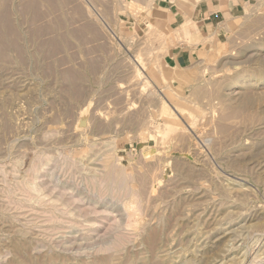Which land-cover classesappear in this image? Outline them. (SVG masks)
Segmentation results:
<instances>
[{"label":"rangeland","instance_id":"1","mask_svg":"<svg viewBox=\"0 0 264 264\" xmlns=\"http://www.w3.org/2000/svg\"><path fill=\"white\" fill-rule=\"evenodd\" d=\"M180 1L0 0V264H264V0Z\"/></svg>","mask_w":264,"mask_h":264},{"label":"crops","instance_id":"2","mask_svg":"<svg viewBox=\"0 0 264 264\" xmlns=\"http://www.w3.org/2000/svg\"><path fill=\"white\" fill-rule=\"evenodd\" d=\"M179 3V7L173 5V10L170 6L161 18L168 20L170 27L175 24L180 27L186 20L191 21L188 41L182 39L167 50L165 64L172 72L183 70L200 59L206 44L199 40L206 39L221 22L232 21L243 11L240 2L230 0H181ZM153 15L152 19L160 18L157 14Z\"/></svg>","mask_w":264,"mask_h":264},{"label":"bare ground","instance_id":"3","mask_svg":"<svg viewBox=\"0 0 264 264\" xmlns=\"http://www.w3.org/2000/svg\"><path fill=\"white\" fill-rule=\"evenodd\" d=\"M179 109H180V108H179ZM179 109H178V110H179ZM182 110H183V109H180V111H182ZM170 111H171V108H169V107L167 106V104L163 101V102H162V109H161V113H160V114H162V115H164V116L169 115L170 117H171V116L173 117L174 115H172ZM183 111H184V110H183ZM172 113H174V112H172ZM175 116H176V115H175ZM169 124H170V123H167V124H166L167 126L164 125L165 128H166V127H169ZM164 126H163V128H164ZM172 128L174 129V127H172ZM172 128H170L169 131H170ZM163 130H165V129H163ZM167 130H168V129H167ZM174 130H175V129H174ZM174 130H173V131H174ZM173 131H171V132H173ZM167 133H168V132H167ZM165 134H166V133H165ZM107 172H108V171H107ZM120 172H121V171H120ZM121 173H122V172H121ZM107 174H108V173H107ZM112 175H114V174H112ZM119 175H120V174H119ZM99 178H100V177H99ZM116 178H117V177H116ZM122 178H123V177H122ZM122 178H121V179H122ZM121 179H119V180H121ZM99 180H100V179H99ZM114 180H115V179H114ZM103 182H104V181H103ZM111 183H112V182H111ZM122 183H123V182H122ZM93 184H94V183H93ZM117 185H118V184H117ZM99 186H100V185H99ZM125 186H126V185H125ZM54 188H55V187H54ZM60 188H61V187H60ZM66 189H67V188H66ZM66 189H64V190H66ZM64 190H63V191H64ZM61 191H62V190H61ZM58 192H59V191H58ZM74 195H75V194H74ZM134 196H135V195H134ZM77 197H78V196H77ZM77 197H76V198H77ZM135 197H136V196H135ZM73 198H74V197H73ZM77 199H78V198H77ZM74 200H75V199H74ZM80 200H81V199H80ZM123 202H124L123 204H124L125 209L128 210V209L130 208L129 206H130L133 202H135V199L132 198V199H130V200H128V201H123ZM84 203H85V202H84ZM86 205H87V204H86ZM78 206H79V205H78ZM80 206H81V205H80ZM54 208H55V207H54ZM82 208H83V207H82ZM32 209H33V208H32ZM62 210H63V209H62ZM86 210H87V212H88V209H87V208H86ZM97 210H98V209H97ZM129 210H130V209H129ZM83 211H85V209H84ZM91 211H92V210H91ZM93 211H94V210H93ZM101 211H102V210H101ZM106 211H107V210H106ZM85 212H86V211H85ZM87 212H86V213H87ZM94 212H95V211H94ZM99 212H100V211H99ZM131 212H132V211H131ZM48 213H50V212H48ZM96 213H97V211H96ZM84 214H85V213H84ZM50 216H51V215H50ZM97 216H98V215H97ZM105 216H107V215H105ZM98 217H100V216H98ZM102 217H103V216H102ZM105 218H106V217H105ZM49 219H50V217H49ZM128 219H129V218H128ZM51 220H53V218H51ZM103 220H104V219H103ZM105 220H106V219H105ZM130 220H131V219H130ZM111 221H112V220H111ZM58 222H59V221H57V224H58ZM127 222H128V221H127ZM94 223H95V222H94ZM94 223H93V224H94ZM96 223H97V222H96ZM129 223L131 224L130 221H129L127 224H129ZM134 223H135V222H134ZM99 224H100V222H99ZM103 224H104V223H103ZM95 225L97 226V224H95ZM135 225H136V224H135ZM93 226H94V225H93ZM100 226H101V225H100ZM94 227H95V226H94ZM107 227H108V226H107ZM48 228H49V227H48ZM61 228H62V227H61ZM96 228H97V227H96ZM45 229H46V228H45ZM52 229H53V228H52ZM94 229H95V228H94ZM90 233H91V232H90ZM91 236H92V234H91ZM105 248H106V247H105ZM107 248H108V247H107ZM250 262H251V261H250ZM250 262H249V263H250Z\"/></svg>","mask_w":264,"mask_h":264}]
</instances>
